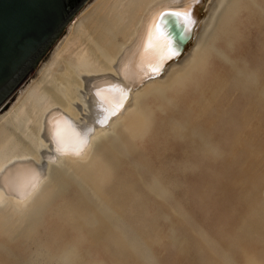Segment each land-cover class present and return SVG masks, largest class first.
Returning a JSON list of instances; mask_svg holds the SVG:
<instances>
[{"label": "bare ground", "instance_id": "6f19581e", "mask_svg": "<svg viewBox=\"0 0 264 264\" xmlns=\"http://www.w3.org/2000/svg\"><path fill=\"white\" fill-rule=\"evenodd\" d=\"M195 1L89 0L70 22L41 77L0 116V247L52 226L43 244L59 242V257L74 264L88 232L68 236V218L48 222L53 205L81 201L90 211L94 196L117 213L110 199L124 206L129 186L144 191L131 194L136 202L153 208L167 199L174 205L161 209L177 210L220 172L238 185L251 171L242 198L247 225L242 233L228 220V239L216 251L224 264H264V33L252 36L262 3L204 0L194 37L180 56L173 44V55L160 34L162 16L187 13V25L174 16L186 35ZM184 122L187 133L178 136ZM252 150L263 153L255 166ZM147 165L142 181L130 182ZM208 257L201 264H220ZM100 258L85 264H103ZM0 264L12 261L0 254Z\"/></svg>", "mask_w": 264, "mask_h": 264}, {"label": "rangeland", "instance_id": "374dc122", "mask_svg": "<svg viewBox=\"0 0 264 264\" xmlns=\"http://www.w3.org/2000/svg\"><path fill=\"white\" fill-rule=\"evenodd\" d=\"M258 1L262 4L256 6L260 15L254 20L252 36L264 33V0ZM88 10L86 9V12ZM68 30L66 28L59 41L42 58L28 80L0 108V116L18 100L22 89L41 77L43 67ZM256 122L254 120V125ZM187 130L188 124L184 122L179 128L178 136L184 137ZM247 153L252 154L249 157V164L252 166H255V161L263 155L253 150L252 153L251 151ZM229 157L238 160V152H232ZM149 166L143 167L130 179V182H133V179L141 182ZM250 170L253 169L250 168ZM250 172L239 176L238 185L234 183L235 179L228 180L225 171L220 172L216 177L203 182L200 193L186 197L182 206L177 210L161 209L164 203H168V206L174 205L167 199L153 201V208H149L148 205L144 206L141 201L136 202L131 195L144 191L135 192L126 186L129 201L126 199L127 203L124 206L120 203L122 198L120 200L113 196L110 199L109 205L119 203L120 209L117 213L107 211L102 205L100 207L97 198L92 196L89 203L93 206V210H83L84 204L82 205L81 201H76V204L59 202L47 210L45 219L49 220L48 222L56 219L55 223H60L61 219V223H64L68 218V236L74 228L87 230L89 236L86 237V241L83 240L77 246L73 256L74 264H85L86 261L101 259L100 257L103 258V264H201L204 258H209L208 256L224 264L223 256H220L216 250L217 248L222 249L219 245L226 244L228 220L235 221L236 219L237 223L234 228H239V231L242 230L243 224L247 225V208L242 198L250 190L254 180L251 179ZM117 176H114L115 180ZM57 209L58 212H56ZM77 210L82 211L76 212ZM120 217L124 218L121 223H118L117 220ZM63 232L66 233V231ZM52 234V226L48 228L39 226L26 243L15 241L6 249L1 246L0 254L8 257L12 264H21L22 260L19 259L20 255L18 256L21 253L26 256L25 264H67V260H63L58 255L62 252L59 245H56L59 242L46 241L43 244L44 239L47 240V237Z\"/></svg>", "mask_w": 264, "mask_h": 264}, {"label": "water", "instance_id": "95a60500", "mask_svg": "<svg viewBox=\"0 0 264 264\" xmlns=\"http://www.w3.org/2000/svg\"><path fill=\"white\" fill-rule=\"evenodd\" d=\"M88 1L0 0V108L28 80ZM203 1L196 0L192 6L197 19L191 31L183 34L182 44L177 46L173 40L179 56L198 28L201 14L197 7ZM162 20L169 35L183 32V25L170 12L163 14Z\"/></svg>", "mask_w": 264, "mask_h": 264}, {"label": "snow or ice", "instance_id": "6c2138e0", "mask_svg": "<svg viewBox=\"0 0 264 264\" xmlns=\"http://www.w3.org/2000/svg\"><path fill=\"white\" fill-rule=\"evenodd\" d=\"M171 14L179 17L181 19V22L184 23L185 25L191 23V18L187 13H185L183 16L179 12L171 13ZM160 34H161V36H163L167 40L168 48L170 51H172V49H173V40H175L177 46L181 45L183 42V33L182 32L175 37L169 35L166 32H163V31H161ZM172 54L175 55L176 53L174 51H172Z\"/></svg>", "mask_w": 264, "mask_h": 264}]
</instances>
